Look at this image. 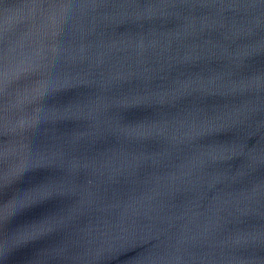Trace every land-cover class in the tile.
I'll return each mask as SVG.
<instances>
[{"label":"water","instance_id":"obj_1","mask_svg":"<svg viewBox=\"0 0 264 264\" xmlns=\"http://www.w3.org/2000/svg\"><path fill=\"white\" fill-rule=\"evenodd\" d=\"M0 264H264V0H132L5 103Z\"/></svg>","mask_w":264,"mask_h":264},{"label":"clouds","instance_id":"obj_2","mask_svg":"<svg viewBox=\"0 0 264 264\" xmlns=\"http://www.w3.org/2000/svg\"><path fill=\"white\" fill-rule=\"evenodd\" d=\"M53 25L55 26V20L53 21ZM38 67H40L39 64H36V65L29 64L27 66V68L20 67V68L16 69V71L13 73V75L18 76L23 72H26L28 70H34V68H38ZM8 78H9V73L6 71L4 74L5 81H7ZM53 87H54V85L47 84L44 82H38L31 89H26L22 93H19L17 95L15 106L18 109H20L21 111H23L25 106L30 105V104H34L39 98L46 95ZM37 120H38V116L35 112H33V114L25 113L24 116L18 121L16 127L23 130V129L31 126L35 122H37ZM6 155H7V152L5 153V156ZM20 171H22V169L20 167H17L15 169H13L12 174L15 175V174L19 173Z\"/></svg>","mask_w":264,"mask_h":264},{"label":"snow or ice","instance_id":"obj_3","mask_svg":"<svg viewBox=\"0 0 264 264\" xmlns=\"http://www.w3.org/2000/svg\"><path fill=\"white\" fill-rule=\"evenodd\" d=\"M27 238H29V237H21L20 238V242H23L25 239H27Z\"/></svg>","mask_w":264,"mask_h":264}]
</instances>
